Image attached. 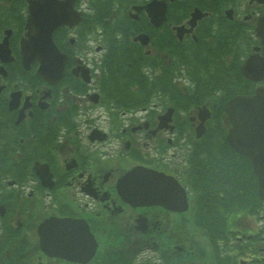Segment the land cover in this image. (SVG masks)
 <instances>
[{
  "label": "flooded vegetation",
  "instance_id": "1",
  "mask_svg": "<svg viewBox=\"0 0 264 264\" xmlns=\"http://www.w3.org/2000/svg\"><path fill=\"white\" fill-rule=\"evenodd\" d=\"M88 1L75 0L74 8L86 16L92 10ZM195 1L194 6L201 3L204 9L206 0ZM109 2L122 5L111 9L107 24L122 14V27L84 29L77 25L54 31L56 45L67 56L63 75L54 81L35 75V62H26L30 66L18 75L23 65L20 42L26 38L27 3L0 0V69L4 70L0 74L1 262L14 256L25 264H34V259L37 264L61 261L46 254L38 241L37 227L50 215L86 221L97 248L84 264H111L117 257L126 264L134 251L142 250L160 258L168 244L178 249L175 245L179 243L183 249L184 241L161 243L175 238L174 229L186 212L160 204L133 205L121 196L118 180L130 167L142 163L174 175L183 185L181 160L195 137L200 114L190 111L188 122L181 123L185 119L180 118L177 123L173 111L168 123L162 121L158 108L149 105L120 112L122 124L114 123L113 90L120 77L106 74L116 58L114 43L133 52L140 81H145L146 72L151 73L152 67L143 61L151 50L155 51L156 81L161 77L169 82L178 73L161 72V52L166 46L161 29L149 22L143 9L134 7L146 0ZM177 6L173 5L167 18L176 16ZM211 6L219 8L221 3ZM247 7L241 14L245 19L256 20L264 14V0H249ZM138 34L149 35L150 46L135 41ZM13 87L20 89L15 97ZM13 101L18 105L10 109ZM21 244L26 250H18ZM192 253L189 247L179 256L187 259Z\"/></svg>",
  "mask_w": 264,
  "mask_h": 264
},
{
  "label": "trees",
  "instance_id": "2",
  "mask_svg": "<svg viewBox=\"0 0 264 264\" xmlns=\"http://www.w3.org/2000/svg\"><path fill=\"white\" fill-rule=\"evenodd\" d=\"M92 2L100 14L110 7L106 0H92ZM184 4H187V2H184ZM117 19L120 20L122 17ZM220 42L219 35H216L215 39L210 40L208 43L205 41L191 42L188 44L185 54L178 51L177 60L180 62L192 59L189 72L194 82L191 88L190 85L183 86L181 84H178L177 87L176 85L168 86L170 90H173L172 87L175 86L173 100L178 104H182L179 105L180 107L199 103L203 97H211L213 92L218 91L219 94L212 99L216 102L217 110L231 94L248 89V81H245L241 74L239 76L233 50L230 48L224 49L229 44ZM230 44L234 45V42H230ZM218 47L222 57L232 54V59H226L223 63L219 56V61L216 62L215 66H208L210 57L215 55ZM120 62L123 65L116 68L114 74L138 75L132 69L134 66H128L123 61ZM188 63L190 62L186 64ZM183 70L188 71L187 67ZM189 88L191 91H189ZM221 118L220 114L216 117L215 125L217 127L210 129L208 139L203 144H197L191 155L194 165L193 179L197 186V200L199 204H204L199 207V211L196 213L201 219L199 224L205 228L212 241L214 238L216 239L228 233L227 215L234 208L245 209L244 207L259 203V199L255 194V180L251 166L244 157L238 156L228 146ZM213 247L215 264H237L234 255L221 257L216 245ZM10 264H12L11 261Z\"/></svg>",
  "mask_w": 264,
  "mask_h": 264
},
{
  "label": "water",
  "instance_id": "3",
  "mask_svg": "<svg viewBox=\"0 0 264 264\" xmlns=\"http://www.w3.org/2000/svg\"><path fill=\"white\" fill-rule=\"evenodd\" d=\"M55 3H59L57 5L59 7L55 9L52 7L49 10L43 9L42 3L31 5L27 27L30 43L32 40L34 42L30 47L24 46L25 55L33 54L34 58L40 60L38 73L45 75L46 72L51 78L58 71L62 72L63 69V58L51 40V32L60 24L74 22L70 0H56ZM165 8L164 0L153 1L145 6L154 23L164 19ZM159 9L161 17L158 15ZM29 40L27 41L29 42ZM252 65L253 61L248 60L245 66H242V70L246 75L254 78ZM225 111L232 124L228 131V139L234 149L254 159V170L258 177V193L264 199V89L258 88L250 96L233 97L226 103ZM133 179L139 183L138 187L143 190L144 196L152 195L154 191L158 192L159 181H161V187L165 181L161 174L140 169H136ZM50 223L44 222L39 227V232L42 233V243L57 247L56 249L62 250V252L67 250L66 247H69L68 251L77 252L73 245H78V239L74 241V235H71L70 232L64 234L66 228L75 227L72 222L60 220L55 226H46ZM80 235H83L82 232ZM62 252L58 251L57 253Z\"/></svg>",
  "mask_w": 264,
  "mask_h": 264
},
{
  "label": "rangeland",
  "instance_id": "4",
  "mask_svg": "<svg viewBox=\"0 0 264 264\" xmlns=\"http://www.w3.org/2000/svg\"><path fill=\"white\" fill-rule=\"evenodd\" d=\"M252 218L253 219H251V220L250 219L249 220L244 219L242 221V223H246L247 222L248 223V226H251L252 225L254 227V225L256 224V220L254 219V217H252ZM193 234H194L195 237L201 238L202 232L201 231H195ZM200 243H204V240L202 238H201V242ZM198 258L200 259V261H196L195 262L196 264H202V263L203 264H207L206 261L203 262V260H202V258L200 256H198ZM53 261L55 262L54 264H61L59 261H55V260H53ZM146 261H153V255L151 253H147V255L144 258L143 262H146Z\"/></svg>",
  "mask_w": 264,
  "mask_h": 264
}]
</instances>
